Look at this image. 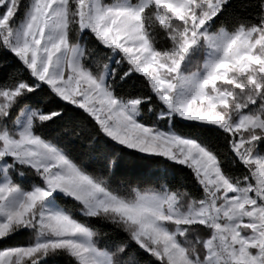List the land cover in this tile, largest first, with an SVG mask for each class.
<instances>
[{
    "label": "snow or ice",
    "instance_id": "obj_1",
    "mask_svg": "<svg viewBox=\"0 0 264 264\" xmlns=\"http://www.w3.org/2000/svg\"><path fill=\"white\" fill-rule=\"evenodd\" d=\"M237 3L254 11L218 24ZM0 53L20 73L0 78V264H264V0H0ZM124 158L165 175L141 187Z\"/></svg>",
    "mask_w": 264,
    "mask_h": 264
},
{
    "label": "trees",
    "instance_id": "obj_2",
    "mask_svg": "<svg viewBox=\"0 0 264 264\" xmlns=\"http://www.w3.org/2000/svg\"><path fill=\"white\" fill-rule=\"evenodd\" d=\"M250 11H254V9H244L239 3L232 8L229 9L227 13L221 18V21H218V24L223 22L229 28L232 27L233 23L243 16L248 15ZM18 64L15 62L13 57L10 55L0 53V78H7L9 75H17L19 76L20 73L17 72ZM132 82L129 81L127 84H123L118 91L121 93H126L129 91ZM58 101L53 98L51 101L48 102V107H55L57 106ZM146 119H150L147 115L145 116ZM67 123V121H60L56 124L51 125L49 128L45 129L46 134L52 138L57 139L61 143L64 142V137L60 136L57 137L56 133L58 129L61 127L62 124ZM88 133H83V139H87ZM206 142L209 143L213 149L217 152L218 156L222 161V167L225 171L229 174L240 176L243 172L242 167L238 163H234V157L231 154L229 148L227 147L226 142L224 141L223 137H217L214 134H207L206 135ZM75 148H73V154L80 160H83L89 153L86 150L85 146L80 143L79 140L74 142ZM71 147V146H70ZM99 160L100 157L97 156L96 161H90L86 164L90 171H97L99 169ZM118 176H127L130 178L132 183L139 182V186L141 187H153L154 181L160 177L165 175V169L156 163H152L150 161H136L131 162L127 158H124V161L121 163V166L117 169ZM166 177L167 182L173 190H178L181 192H188L193 195H199L198 186L195 184V181L191 175L189 169L174 165L169 167L166 170ZM113 186L116 187L117 183L114 181ZM92 226L101 231L100 241L110 242V236L105 237L103 235L104 231H110L112 226L106 224L102 221H95L93 222ZM123 235V234H121ZM32 239L31 233L24 232L21 234H17L13 239L8 241L9 244H27ZM2 246V244H0ZM147 259V256L145 257ZM50 264H67L66 257H56L50 261Z\"/></svg>",
    "mask_w": 264,
    "mask_h": 264
},
{
    "label": "rangeland",
    "instance_id": "obj_3",
    "mask_svg": "<svg viewBox=\"0 0 264 264\" xmlns=\"http://www.w3.org/2000/svg\"><path fill=\"white\" fill-rule=\"evenodd\" d=\"M29 233V232H28ZM30 234V233H29Z\"/></svg>",
    "mask_w": 264,
    "mask_h": 264
}]
</instances>
